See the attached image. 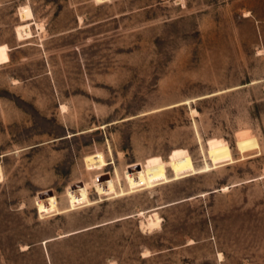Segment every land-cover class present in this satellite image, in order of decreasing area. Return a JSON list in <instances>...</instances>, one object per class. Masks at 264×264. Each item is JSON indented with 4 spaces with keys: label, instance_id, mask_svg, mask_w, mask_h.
<instances>
[{
    "label": "rangeland",
    "instance_id": "1",
    "mask_svg": "<svg viewBox=\"0 0 264 264\" xmlns=\"http://www.w3.org/2000/svg\"><path fill=\"white\" fill-rule=\"evenodd\" d=\"M0 264H264V0H0Z\"/></svg>",
    "mask_w": 264,
    "mask_h": 264
},
{
    "label": "bare ground",
    "instance_id": "2",
    "mask_svg": "<svg viewBox=\"0 0 264 264\" xmlns=\"http://www.w3.org/2000/svg\"><path fill=\"white\" fill-rule=\"evenodd\" d=\"M19 15H20V19L22 21H31L33 19L31 11L28 7H21V9L19 11ZM153 222L154 223H152V224L148 223L144 226H146L149 229H151L152 227L159 226L160 222H159V218L157 217V215H155L153 217Z\"/></svg>",
    "mask_w": 264,
    "mask_h": 264
}]
</instances>
